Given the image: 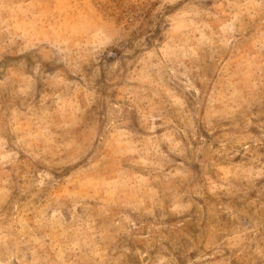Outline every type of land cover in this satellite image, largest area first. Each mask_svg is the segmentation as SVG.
Here are the masks:
<instances>
[{"label":"rangeland","instance_id":"374dc122","mask_svg":"<svg viewBox=\"0 0 264 264\" xmlns=\"http://www.w3.org/2000/svg\"><path fill=\"white\" fill-rule=\"evenodd\" d=\"M0 264H264V0H0Z\"/></svg>","mask_w":264,"mask_h":264}]
</instances>
